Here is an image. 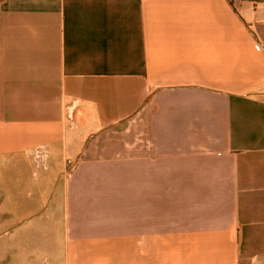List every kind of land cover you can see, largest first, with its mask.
I'll use <instances>...</instances> for the list:
<instances>
[{
	"label": "crops",
	"instance_id": "obj_1",
	"mask_svg": "<svg viewBox=\"0 0 264 264\" xmlns=\"http://www.w3.org/2000/svg\"><path fill=\"white\" fill-rule=\"evenodd\" d=\"M5 162L0 264H264V0H0Z\"/></svg>",
	"mask_w": 264,
	"mask_h": 264
},
{
	"label": "rangeland",
	"instance_id": "obj_2",
	"mask_svg": "<svg viewBox=\"0 0 264 264\" xmlns=\"http://www.w3.org/2000/svg\"><path fill=\"white\" fill-rule=\"evenodd\" d=\"M7 162L3 166L0 164V233L3 231H38L30 228L37 223V220H35L37 215L33 214L45 211L47 203L38 204L37 207L22 203L21 200L24 199L14 193L15 190L13 188L15 183L20 180L19 174L21 173L16 172L14 166L8 165ZM39 172V169L34 166L24 173L25 178L23 180L33 186L36 180L41 177ZM29 191L33 192L32 188H28L26 192L28 193ZM28 197H31V195L29 194ZM28 197L25 199L27 200Z\"/></svg>",
	"mask_w": 264,
	"mask_h": 264
}]
</instances>
